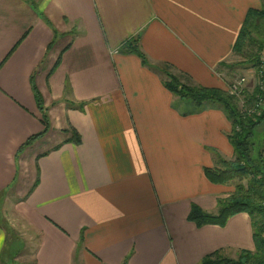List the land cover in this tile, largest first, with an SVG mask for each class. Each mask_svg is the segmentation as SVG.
Returning a JSON list of instances; mask_svg holds the SVG:
<instances>
[{
    "label": "crops",
    "instance_id": "obj_1",
    "mask_svg": "<svg viewBox=\"0 0 264 264\" xmlns=\"http://www.w3.org/2000/svg\"><path fill=\"white\" fill-rule=\"evenodd\" d=\"M263 4L0 0V147L9 151L0 162L28 180L25 191L15 187L13 204L21 231L36 239L31 264H203L217 249L229 257L253 249L246 213L224 226L187 219L192 204L216 213L217 199L233 190L202 170L214 165L207 148L234 157L230 123L221 106L177 101L163 71L225 88L216 69L232 54L247 9ZM136 35L145 62L118 52ZM32 85L48 128L35 140L41 150L15 160V147L43 129ZM69 127L79 143L64 142ZM5 232L0 224V262L19 241Z\"/></svg>",
    "mask_w": 264,
    "mask_h": 264
},
{
    "label": "trees",
    "instance_id": "obj_2",
    "mask_svg": "<svg viewBox=\"0 0 264 264\" xmlns=\"http://www.w3.org/2000/svg\"><path fill=\"white\" fill-rule=\"evenodd\" d=\"M256 46V51L249 54L247 61L256 71H261L264 65V4L260 8H248L237 36L235 38L232 50L237 54L243 53L246 44ZM17 44V43H16ZM16 44L6 54L2 62L13 51ZM118 52L135 53L145 62L144 55L138 49V35L133 40L125 42L118 47ZM59 58L55 62L58 64ZM1 62V64H2ZM224 63H220L222 66ZM167 79L163 85L178 100L183 103L191 102L195 109H200L205 103L221 106L227 118L230 121V130L227 138L233 150V159H225L214 148H207L214 159L213 166H204L202 168L205 178L212 184L224 185L231 181L235 182L233 190L228 196L217 199V212L209 213L199 206L192 204L187 215V219L195 226L204 225L224 226L228 219L239 213H246L250 219L251 235L253 249L241 248L237 250L235 257L225 256L222 250L217 249L208 253L202 258L203 264H264V153L260 144H255L253 137L256 128L264 120V109L259 111L256 106L259 98L264 97L262 89H254L253 92L241 90L244 97L242 108H239L238 97L230 95L228 91L219 87H207L202 85H189L178 80L176 75L165 72ZM186 73H182L185 75ZM186 76H188L186 74ZM180 79V77H179ZM262 79V83L264 78ZM33 96L37 109L40 113V121L43 129L39 132L29 135L16 150L20 153L25 147L31 145L37 138L45 133L48 128L46 111L43 107L42 99L35 86L32 85ZM248 109H253V114H246ZM69 138L64 142L79 143L78 132L69 127ZM57 148V147H55ZM44 152L43 154H46ZM42 154V155H43ZM38 179L32 185L30 191L36 186ZM29 191V192H30ZM126 264V258L123 261Z\"/></svg>",
    "mask_w": 264,
    "mask_h": 264
},
{
    "label": "rangeland",
    "instance_id": "obj_3",
    "mask_svg": "<svg viewBox=\"0 0 264 264\" xmlns=\"http://www.w3.org/2000/svg\"><path fill=\"white\" fill-rule=\"evenodd\" d=\"M255 51H256V46L249 43L246 44L245 47L243 48L242 54H237L232 50V54L226 59L225 62H223L224 64L222 66H218L216 69L217 75L221 79L223 78L226 81L225 88H222V86L219 88L228 91L230 95L237 96L239 108H242L244 103L243 102L244 97L241 94V90L253 92L254 89H262V91H264V81L262 83V79H261L264 78V65L261 71H256L257 67H253L252 64L249 61H247L249 54ZM261 57L264 59L263 53H261ZM113 70L114 72L116 71L114 67ZM164 71L173 75L176 74L175 72H172L168 68H165ZM176 77L180 82L185 83V81L179 79L177 75ZM165 79H167L166 75H165ZM240 79H243V81L238 83ZM234 86L237 88H233ZM177 101H179L178 98ZM256 106L258 107L259 111H254V112H256L257 114L261 113L264 109V97L261 100H259V103H257ZM244 113L253 114V109H248L247 112ZM228 132L226 136L228 135ZM2 140H0V144L2 143ZM253 140L255 144H260L262 146L263 148L262 151L264 153V120L256 128ZM35 142L36 141L32 143V146L30 148H26V149L24 148L22 152L18 154L15 153V157H16L15 160H17L20 154L23 153L25 150H26L25 153H33L36 150H41V148H39L38 145H35L39 143H35ZM22 143L23 142H21L20 144ZM15 148L17 150L18 146H16ZM5 150L6 147H0V159L2 160H3V156L9 152ZM222 157L225 158L224 156ZM20 167L22 170H24L23 161H21ZM0 173L2 174L1 179H3L5 182V188L0 189V224L4 229H6L5 233L7 234V240H13V239L19 240L18 243L15 245L16 248L14 250L4 249L3 251L4 260L1 261L0 264H26V263L31 264L33 251L36 246V239L34 238V235L28 234V230H26V232L21 231L20 228L21 221L20 218L17 217V214L15 213L16 212L14 210L15 204H13L14 201L16 202L21 197L15 194L16 193L15 187L18 184H20L21 186L20 189L22 191H25L28 186V180L20 177V168L16 164H15V168L7 169L4 162H0ZM234 183L235 182L231 181L227 184H224L226 186L225 188L227 189V187H231L233 189ZM10 225L14 231L11 228H8L10 227ZM24 244L26 246V250L22 251Z\"/></svg>",
    "mask_w": 264,
    "mask_h": 264
},
{
    "label": "built area",
    "instance_id": "obj_4",
    "mask_svg": "<svg viewBox=\"0 0 264 264\" xmlns=\"http://www.w3.org/2000/svg\"><path fill=\"white\" fill-rule=\"evenodd\" d=\"M242 81H243V79H240L238 83H240ZM237 86H240V85H237ZM233 88H237V87L234 86ZM236 90H238V89H236ZM259 100H261V98L258 99L257 103H259Z\"/></svg>",
    "mask_w": 264,
    "mask_h": 264
}]
</instances>
